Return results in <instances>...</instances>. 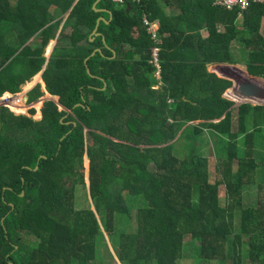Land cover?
<instances>
[{"label": "trees", "instance_id": "1", "mask_svg": "<svg viewBox=\"0 0 264 264\" xmlns=\"http://www.w3.org/2000/svg\"><path fill=\"white\" fill-rule=\"evenodd\" d=\"M96 1L0 0V99L16 94L43 67L44 49L59 27L51 23V9L70 10L42 73L63 110L45 101L36 122L0 108V264H96L97 239L106 241L105 234L118 243L121 264H179L187 236L200 240L198 264H264V187L256 204L245 205L243 195L259 164L248 151L240 157L238 148L239 136L254 144L253 135L263 130L264 107L240 106L233 131V102L223 97L232 83L208 71L231 62L230 44L240 38L252 50L248 73L264 78V4L245 11L249 37H241L238 10L202 6L201 0H101L97 9L109 10L113 19L102 21L101 35L91 41L97 20L109 19L95 11ZM171 2L193 10L169 14L161 3ZM144 16L160 21L161 44L151 40ZM37 33L40 44L23 47ZM155 46L161 79L150 63ZM96 49L102 53L85 65ZM41 96L36 86L28 103ZM203 128L213 134L214 182L210 159L197 146ZM177 139L188 145L182 156ZM79 185L86 209H77ZM125 193L143 194L148 202L128 232L116 225L117 214L132 211Z\"/></svg>", "mask_w": 264, "mask_h": 264}, {"label": "rangeland", "instance_id": "2", "mask_svg": "<svg viewBox=\"0 0 264 264\" xmlns=\"http://www.w3.org/2000/svg\"><path fill=\"white\" fill-rule=\"evenodd\" d=\"M37 39V38H36ZM53 41L51 43L48 44V46L45 49V54L44 56H46V51H48L50 49V47L53 46ZM47 57V56H46ZM45 57V58H46ZM40 77V72L37 73L35 76H33L29 82L25 83L24 85L21 86L19 92H18V96L19 94H23V96L25 95V91H27L28 89H31L35 83H38L40 85V81L39 78ZM244 86L246 89L244 91V99L247 101H251L252 103H262L264 102V85L260 82V83H245ZM41 87V85H40ZM161 87V84L158 83L157 85V89ZM106 89V85H104V88L102 90ZM41 90L43 91L42 87ZM4 97V96H3ZM16 96H13V98H15ZM3 98L0 99V101ZM4 100H12V98L10 97H6V99ZM48 100H53V101H57L56 98H52L50 97L48 94L44 93L40 98H38L36 100V102H33V107H35V115L33 116L35 121H39V119L41 118V112H40V108L43 104V102L48 101ZM24 103V99L22 97H20L17 100H14L12 104H10L9 106L11 107L12 110L17 112L18 107ZM4 105V103H0V106ZM27 110V109H26ZM25 110V111H26ZM17 115L20 116H27L30 117L29 115V111L27 110L26 112H20V114L17 113ZM237 116V115H236ZM238 123V117H234L233 119V131L236 129V127L239 125H237ZM237 127V129H238ZM253 141H254V146H253V152L248 149V143L246 144L244 139H240L238 142V148H239V156L240 157H244V156H248L246 155V150L248 151V154H253V156L256 158L259 166H258V170L256 172V176H255V181L253 184L247 186L244 190V203L245 205H250V204H256L257 203V199H258V189H259V185L262 184L264 187V129L260 132H257L256 134L253 135ZM180 139H177L176 141H179ZM124 142V141H123ZM182 142L179 141L177 142L178 147L181 148L178 149L176 146V154L182 156L183 154H185L188 151V145L187 142ZM200 144V148L201 151L208 156V158L210 159L209 161V170L211 172V176H210V181L214 182L215 180V169L217 167L216 163H217V155L215 153V149H214V141H212L211 137L208 135V132H205V134L203 136H199L197 137V146H199ZM142 147L144 145H141ZM223 150L222 152L224 153V155H226V150H225V145H222ZM250 148H252V145H250ZM84 166H85V183H86V188L87 191L89 192V158L87 156V154L84 155ZM234 168L235 171L237 169V163L235 161L234 163ZM82 194H83V189L82 187L79 185L77 188V209H81L83 208L86 204L82 202ZM126 198L128 203L130 204L132 211L130 216H126L124 217L122 214H117L116 215V225L117 228L122 231H130L133 229V226L135 225V218L137 216V212L139 211L140 207H146L148 202L147 200L144 198L143 194H137V195H130L129 193H125ZM220 196H221V203L224 204L225 201V186L222 185L220 186ZM89 201H91L90 196H88ZM140 200V203H135L136 201ZM88 208V206H85L84 209ZM92 209H94L92 207ZM121 220H125L126 224L121 223ZM118 230V233H119ZM105 238L106 241H104V239L102 237H99L97 239V262L96 264H121L118 260V256H117V251H118V243L115 244L113 238H108V235L105 234ZM117 240V237H116ZM197 244V247H196ZM117 245V247H116ZM200 249H201V245H200V240L196 239L193 240L192 236H187L186 238V244H185V250H184V257L182 259L179 260V264H198L200 261ZM213 264H220V263H216L214 262ZM242 264H249L247 259H243V263Z\"/></svg>", "mask_w": 264, "mask_h": 264}, {"label": "crops", "instance_id": "3", "mask_svg": "<svg viewBox=\"0 0 264 264\" xmlns=\"http://www.w3.org/2000/svg\"><path fill=\"white\" fill-rule=\"evenodd\" d=\"M78 0H76V2H77ZM98 1V0H97ZM96 1V2H97ZM170 1H173V0H170ZM202 1V3H201V5L202 6H204V4H206V5H210L211 7H218L219 5H217L216 4V1L217 0H201ZM75 2V3H76ZM134 2V1H133ZM204 2H206V3H204ZM172 3V6H165V4L164 3H161L162 4V7L169 13V14H171V13H175V14H180V13H182V10H183V13H184V11L185 10H193L192 8H184L185 7V5L187 4V3H184L183 4V8L181 9V6L180 5H178L176 2H171ZM98 5V4H97ZM201 5H198L197 6V13L199 14V12H202V8H201ZM193 6H196V5H193ZM97 7V6H96ZM219 7H221V6H219ZM221 8H224V7H221ZM72 9V8H71ZM225 9V8H224ZM107 9H99V11H96V12H101V13H108L109 14V19L108 20H106L105 18H106V16L105 15H102L99 19H101V18H104V20H106V21H111V19H113V15H112V13L110 12H108V11H106ZM227 10V9H226ZM229 11H231V10H229ZM51 13V23H59V27H58V30L56 31V35H55V38L54 39H51L50 40V42H48L47 43V45H46V47L48 46V44L49 43H51L52 41L54 42L53 43V46L52 47H50V49L48 50V51H46V56H44V54H45V49H46V47H45V49H44V53H43V57L45 58V63H44V65H43V67L41 68V70H39L37 73H39L40 72V77L39 78H41V79H39V83H40V85H41V87H42V89H43V91H44V93H46V94H48L50 97H52V98H56L57 99V101L55 102V101H53V100H50V101H53L54 103H56V105H57V107H58V109L59 110H63V108L58 104V97L57 96H52V95H50L47 91H46V89H45V84H44V82H43V79H42V73H43V71L45 70V67H46V65H47V63H48V60H49V58H50V56H51V54H52V52H54V49H55V47H56V45H57V40H58V38H59V35H60V33H61V31H62V29L64 28V26H65V24H66V22H67V19H68V17H69V14H70V10H69V12L68 13H66V14H63V15H61L60 13H59V11L58 10H56V9H51V11H50ZM182 13V14H183ZM245 11L243 12V13H238V18L236 19V27H237V29H238V32H241V37L242 36H244V37H249V34L247 33V32H244V24H245ZM144 17H147V16H144ZM143 17V18H144ZM148 18V17H147ZM149 19V18H148ZM150 20V19H149ZM142 21H143V19H142ZM150 21H158L159 23H160V21L159 20H150ZM102 22V21H101ZM97 24V23H96ZM107 24V23H106ZM50 25V24H49ZM143 25H144V23H143ZM100 26V25H99ZM145 26V25H144ZM98 29H99V27H98ZM220 30H223V26H220L219 27V31ZM98 31V30H97ZM14 32V31H13ZM260 34H261V36L264 38V17L261 19V24H260ZM208 36V29H204V30H202V37L203 38H206ZM90 37H93V38H91V41H94L97 37H99L98 35H94V31L91 33V35H90ZM37 38V39H36ZM103 40H104V38H103ZM40 44V34L39 33H37V34H35V35H33L32 37H30L29 38V40H27L25 43H24V45H23V47L24 46H35V45H39ZM93 53V52H92ZM229 53H230V58H231V62L230 63H228V64H212V65H209L208 66V71L210 72V73H214L215 75H217V77L218 78H220V79H223V80H226V81H230L231 83H232V85H231V87L230 88H228L226 91H225V93L223 94V97L225 98V99H227V100H229V101H231V102H233V106H232V108H231V110H232V114H233V117H238V113H237V109L240 107V106H242V105H245V104H247V105H251V106H253V107H264V102H262V103H252L251 101H247V100H245L243 97L245 96L244 95V91H245V87L244 86H246V85H244L245 83H262L263 85H264V78H262V77H256V76H252V75H250L249 73H248V71H247V64L249 63V62H251V59H252V56H251V53H252V50H250L247 46H246V44H245V42H243L242 40H240V38H238L237 40L235 39V40H233V42L230 44V48H229ZM114 54H115V52H114ZM91 56V55H90ZM88 58V57H87ZM86 58V59H87ZM92 58V57H91ZM114 58V57H113ZM85 59V60H86ZM89 61V60H88ZM84 63H85V61H84ZM86 65V64H85ZM36 73V74H37ZM35 74V75H36ZM34 75V76H35ZM30 81V80H29ZM29 81H27V82H29ZM27 82H25V83H27ZM24 83V84H25ZM24 84H22V85H24ZM21 85V86H22ZM40 85L38 84V83H35L34 84V86L31 88V89H28L27 91H25V95L23 96V94H19V96H18V92L16 93V94H11L10 95V93H6V94H4V97H2L3 99H6V97H10V98H12V100L11 101H9V102H7V103H4V102H6V101H8V100H4L3 101V99L0 101V103H4V105H2L1 104V106H0V108H6V109H8L11 113H13L15 116H20V115H17V113L18 114H20V112H16V111H14V110H12L11 109V107L9 106L10 104H12L13 103V101L14 100H17V99H19L20 97H22L23 99H24V105H23V108H20L23 112H26L27 110L29 111V115H30V111H31V109H35V107H33V102H31V103H28V93L32 90V89H34L36 86H39V88H40V91L42 92V94H43V91L41 90V87H40ZM21 86H20V88H21ZM13 96H16L15 98H13ZM49 101V100H48ZM36 102V101H35ZM44 103V102H43ZM43 105V104H42ZM42 107V106H41ZM27 109V110H26ZM26 110V111H25ZM70 111V110H69ZM40 112H41V108H40ZM35 113H36V111H35ZM67 113H68V111H67ZM70 113H71V111H70ZM70 113H68V114H70ZM41 115V118L39 119V120H41L42 119V113L40 114ZM237 115V116H236ZM27 117V116H26ZM28 118H32L33 120H34V118H33V116H31L30 115V117H28ZM234 119V118H233ZM248 120H249V118H248ZM35 121V120H34ZM218 121H220V120H218ZM218 121H215V122H218ZM36 122H39V121H36ZM202 121H197V122H193L192 123V125H198V124H200ZM237 125H239V122L237 123ZM250 126H251V123L249 124ZM238 127V126H237ZM237 127H236V129H237ZM264 129V128H263ZM205 132H208V135L211 137V135H213V134H211L210 133V131H208L207 129H205V128H203L202 129V131H201V133H200V135L201 136H203L204 134H205ZM199 135V136H200ZM244 139V135H241V136H239V138H238V142H239V140L240 139ZM250 145H252V148H250ZM253 146H254V144H249L248 145V149H250L252 152H253ZM247 151V150H246Z\"/></svg>", "mask_w": 264, "mask_h": 264}, {"label": "built area", "instance_id": "4", "mask_svg": "<svg viewBox=\"0 0 264 264\" xmlns=\"http://www.w3.org/2000/svg\"><path fill=\"white\" fill-rule=\"evenodd\" d=\"M139 3L141 0H132ZM112 3L122 5L126 3V0H111ZM216 4L224 7L227 10H238L239 13H243L248 10L252 5L264 4V0H217ZM143 23L146 27L147 33L151 36V40L156 44H161L162 40L160 37V23L158 21H150L147 17L143 18ZM150 63L155 67V76L161 79L160 70V48L155 46L151 50V61ZM11 101V100H10ZM6 101L4 103H7ZM172 102V100H169Z\"/></svg>", "mask_w": 264, "mask_h": 264}, {"label": "water", "instance_id": "5", "mask_svg": "<svg viewBox=\"0 0 264 264\" xmlns=\"http://www.w3.org/2000/svg\"><path fill=\"white\" fill-rule=\"evenodd\" d=\"M101 0H98L95 4H94V9H95V11H99V9H97V4L100 2ZM106 11H108V10H106ZM109 12V11H108ZM110 13V12H109ZM112 20V19H111ZM101 21H104V22H106L107 24H109L110 23V21H106V20H104V18H101V19H98L97 20V24H96V27H95V29H94V35L96 36V35H98V36H100L101 34L100 33H98V27H99V25H100V23H101ZM104 43H106L105 42V39H104ZM97 53H102V50L101 49H96V50H94L93 51V53L91 54V56H89L86 60H85V64L87 65V62H88V60L91 58V57H93V56H95ZM87 72L91 75V73H90V70L89 69H87ZM77 106H79V104L77 105ZM68 113H70V111H68ZM37 169V168H36Z\"/></svg>", "mask_w": 264, "mask_h": 264}, {"label": "bare ground", "instance_id": "6", "mask_svg": "<svg viewBox=\"0 0 264 264\" xmlns=\"http://www.w3.org/2000/svg\"><path fill=\"white\" fill-rule=\"evenodd\" d=\"M11 95V94H10Z\"/></svg>", "mask_w": 264, "mask_h": 264}]
</instances>
